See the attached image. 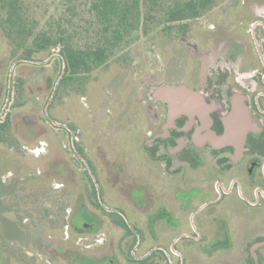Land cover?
Instances as JSON below:
<instances>
[{"label":"flooded vegetation","instance_id":"af4514ba","mask_svg":"<svg viewBox=\"0 0 264 264\" xmlns=\"http://www.w3.org/2000/svg\"><path fill=\"white\" fill-rule=\"evenodd\" d=\"M251 1L212 10L200 45L211 52L207 67L193 56L164 80L207 95L209 119L180 113L169 121L166 103L133 100L137 121L122 131L133 130L134 154L96 169L121 203L109 209L97 199L96 211L84 196L62 231L64 243L76 238L74 249L53 245L58 256L46 264H264V7ZM224 134L227 141L214 140Z\"/></svg>","mask_w":264,"mask_h":264},{"label":"rangeland","instance_id":"374dc122","mask_svg":"<svg viewBox=\"0 0 264 264\" xmlns=\"http://www.w3.org/2000/svg\"><path fill=\"white\" fill-rule=\"evenodd\" d=\"M240 1L229 0L218 9L234 7ZM249 7H264V2L252 0ZM211 14L212 12L190 21V30L186 36H170L155 30L141 37L129 48L124 60L112 62L92 72L83 89H75L72 85L58 90L57 86L48 106V114L56 122L69 125L74 132L75 146L81 148L83 158L91 163L88 164L89 169L87 168L92 181L91 187L96 188L97 199L105 208L113 209V205L121 203L122 197L119 195V199L113 201L107 195L105 185L96 169H100L101 165L110 167L118 159L123 161L124 165L128 164L130 156L124 154L119 158V152L134 154L133 130L122 131L125 128L129 129L132 122L137 121L133 100L147 98L150 87L165 83V79L180 73L187 65L188 59L193 56L202 57L203 68L207 67V63L212 59L211 52L205 51L206 53L201 54L200 45L204 40L202 38H205L204 30L213 19ZM6 46V41L0 34V59L5 55ZM53 56L54 54L37 55L36 61L47 59L44 63L40 62L39 65L42 67L33 66L35 62L17 61L14 64L11 78L18 76L23 80V87L18 93L15 91L9 93L6 107L0 114V117H3L6 111L11 112L13 131L18 139V144L12 148L0 144V217L4 218L3 227L6 234L14 235L18 242L6 246L7 249L1 252L0 264H46V260L58 256L56 252L54 253L53 245H64L74 249L76 238L73 236L71 242L64 243L65 235L62 231L65 227H61V221L68 220L70 212L76 205L73 196L80 197L81 201L85 200L84 196L88 197L81 185L86 178L85 168L72 150L70 133L60 128L63 126L54 125L44 115V107L60 74L55 71L60 66ZM11 64L7 65L5 74L7 90ZM1 85L0 110L7 97L5 85ZM10 88L11 83L9 92ZM72 126L75 130L71 128ZM139 159L140 156L131 158L129 171L136 174L139 169L133 162ZM19 174L21 175L18 178ZM30 174L36 175L39 183L51 188L52 193L45 195L49 196V200L65 196L63 204L66 205V210L58 220L55 218L54 227L45 236L44 229L35 227L34 219L23 216L24 209L8 207L9 202L14 200V195L24 197L26 201H39L43 196L41 193L33 196L30 188L11 191L15 184L23 182ZM87 201L91 208L97 211L89 197ZM50 207L55 211L57 209V206L52 207V204ZM35 216L39 217L41 213L37 211ZM19 219L30 229L24 230L20 227ZM110 227L111 225L105 221L101 230L112 242L115 236ZM49 244H52L51 247H46ZM82 245L84 243H80L78 247ZM36 259H39V263L35 262ZM73 260L78 261L76 257H73Z\"/></svg>","mask_w":264,"mask_h":264},{"label":"trees","instance_id":"16d2710c","mask_svg":"<svg viewBox=\"0 0 264 264\" xmlns=\"http://www.w3.org/2000/svg\"><path fill=\"white\" fill-rule=\"evenodd\" d=\"M228 1L0 0V34L7 44L5 55L0 59V88L1 84H4L6 93L5 74L7 65L13 61L37 60L35 57L39 54L46 56L54 54L53 59H56L60 66L58 70L55 69L58 74L64 63V73L59 80L58 90L72 85L75 89H83L92 72L112 62L124 60L129 48L141 37L155 30L170 36H186L190 30V21L208 15ZM21 62L29 61H18ZM39 64L35 62L33 66L42 67ZM22 87V79L18 76L11 78L10 93L11 91L18 93ZM71 128L75 130L73 126ZM0 144L8 148L18 144L10 111H6L4 116L0 117ZM77 149L82 154L81 148ZM87 162L91 164L89 160ZM88 179L90 180L89 176ZM39 181L36 175L30 174L11 189L12 191L30 188L33 196L37 193L43 195L39 201H26L24 197L14 195V200L9 202L8 207L24 209L23 216L34 219L35 227L44 229L45 236L54 227V221L63 215L66 205L63 204L65 196L57 197L59 200H49V196L45 195L52 193L51 188ZM87 190L91 203L100 207L94 186ZM73 199L75 206L82 202L80 197L73 196ZM50 203L52 207L57 206L56 211L52 210ZM37 211L41 216H35ZM3 220L4 218L0 217V254L7 249L6 246L18 244L14 235L6 234L4 231ZM69 221V216L68 220L62 219L61 227L67 225ZM18 222L24 230L30 229L21 223L20 219Z\"/></svg>","mask_w":264,"mask_h":264},{"label":"water","instance_id":"95a60500","mask_svg":"<svg viewBox=\"0 0 264 264\" xmlns=\"http://www.w3.org/2000/svg\"><path fill=\"white\" fill-rule=\"evenodd\" d=\"M20 60L29 61V62L44 63V62H46L47 59L44 61L18 59V60H15L12 62L10 70H9V75H8L7 97H6V101L3 105V107L0 110V114L5 109L7 101H8V97H9V93H10L9 87H10V83H11L12 68H13L14 64ZM63 73H64V63L62 65L58 79L54 84L51 96H50L49 100L47 101V103L44 107V115L54 125L63 126L70 131L71 136H72L71 137L72 138V147H73L74 151L76 152L77 156L84 162L86 167L89 169L88 164L86 163L84 158L82 156H80V154L77 152V149H76V146L74 143V139H73V131L66 124L58 123L55 120H53L48 114L49 103H50V101L54 95V92L58 86L59 80H60L61 76L63 75ZM148 96L151 99H153L154 101L166 103L167 108H168V120L169 121H172L174 119V117L180 113H186L189 115L197 114L202 118L209 119V117H208L209 109L214 105V102L212 100H210V98H208L207 95H205L204 93H202L198 90H194L190 87H187L183 84L161 83V84L152 86V87H150V89L148 91ZM227 138H228V135L224 134L222 136L214 137V140H216L217 142L223 143V142L227 141ZM97 190H98V187H97ZM98 198L100 199L99 192H98Z\"/></svg>","mask_w":264,"mask_h":264}]
</instances>
